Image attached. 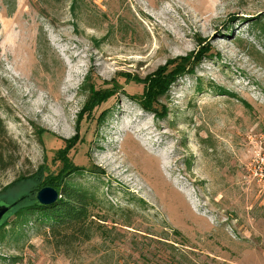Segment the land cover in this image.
<instances>
[{
  "label": "rangeland",
  "instance_id": "374dc122",
  "mask_svg": "<svg viewBox=\"0 0 264 264\" xmlns=\"http://www.w3.org/2000/svg\"><path fill=\"white\" fill-rule=\"evenodd\" d=\"M201 45L159 113L143 108L133 78ZM87 75L116 89L68 154L81 170L66 183L95 198L92 235L67 252L31 222L7 226L0 264H264V0H0V118L17 156L0 196L59 171Z\"/></svg>",
  "mask_w": 264,
  "mask_h": 264
},
{
  "label": "trees",
  "instance_id": "16d2710c",
  "mask_svg": "<svg viewBox=\"0 0 264 264\" xmlns=\"http://www.w3.org/2000/svg\"><path fill=\"white\" fill-rule=\"evenodd\" d=\"M209 45H201L197 51H192L185 56L176 57L168 60L165 64L157 67L155 71L146 75L142 79L133 78L125 74L127 80L133 78L136 83L143 84V91L138 97L142 102L147 101L143 108L154 110L153 103L159 96L167 93L169 87L184 74L193 72V63L200 62L201 58L210 51ZM81 88L88 91V97L78 113L75 126V134L66 139H62L64 146L58 149L57 159L61 162V168L55 173L44 174L42 167L27 176H19L14 183L22 180H34L35 184L21 194L15 196H0V203L15 202L11 210L0 222V231H5L8 226L12 233L21 230L24 225L31 222L37 229H43L42 235L53 244L54 247H63L67 252L75 244L82 243L90 239L91 217L89 206L93 204L94 195L87 190L70 187L67 179L81 170L68 157L69 151L81 141L80 122L83 114L90 112L102 102L115 94L116 89L109 87L96 89L89 83V76L85 77ZM167 109L163 108L162 115L165 116ZM103 118V115H101ZM15 144L7 138L5 127L0 118V168L4 169L14 164L17 156L13 155ZM51 186L60 192L61 197L52 204L42 205L36 198V192L44 187Z\"/></svg>",
  "mask_w": 264,
  "mask_h": 264
},
{
  "label": "water",
  "instance_id": "95a60500",
  "mask_svg": "<svg viewBox=\"0 0 264 264\" xmlns=\"http://www.w3.org/2000/svg\"><path fill=\"white\" fill-rule=\"evenodd\" d=\"M61 197L60 192L51 186H44L40 188L35 195L36 200L42 205H49L57 201ZM15 202L12 203H0V222L11 210Z\"/></svg>",
  "mask_w": 264,
  "mask_h": 264
}]
</instances>
